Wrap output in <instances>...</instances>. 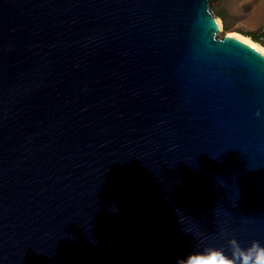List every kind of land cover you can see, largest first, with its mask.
Here are the masks:
<instances>
[{
    "label": "water",
    "instance_id": "1",
    "mask_svg": "<svg viewBox=\"0 0 264 264\" xmlns=\"http://www.w3.org/2000/svg\"><path fill=\"white\" fill-rule=\"evenodd\" d=\"M212 1L0 0V264L264 245V52Z\"/></svg>",
    "mask_w": 264,
    "mask_h": 264
},
{
    "label": "rangeland",
    "instance_id": "2",
    "mask_svg": "<svg viewBox=\"0 0 264 264\" xmlns=\"http://www.w3.org/2000/svg\"><path fill=\"white\" fill-rule=\"evenodd\" d=\"M211 9L219 14L225 32L251 37L264 30V0H213Z\"/></svg>",
    "mask_w": 264,
    "mask_h": 264
},
{
    "label": "clouds",
    "instance_id": "3",
    "mask_svg": "<svg viewBox=\"0 0 264 264\" xmlns=\"http://www.w3.org/2000/svg\"><path fill=\"white\" fill-rule=\"evenodd\" d=\"M230 243L236 248L234 256L219 248L193 250L182 257L183 264H264V245L254 241L248 248L239 249L235 240Z\"/></svg>",
    "mask_w": 264,
    "mask_h": 264
},
{
    "label": "bare ground",
    "instance_id": "4",
    "mask_svg": "<svg viewBox=\"0 0 264 264\" xmlns=\"http://www.w3.org/2000/svg\"><path fill=\"white\" fill-rule=\"evenodd\" d=\"M219 21L221 22V25H222V27H223V22H222V20L219 18ZM232 34H234V35H236V36H238V37H240V38H242L243 40H245V41H247L248 43H250V44H252V45H254L257 49H259L260 51H261V49H264V46L263 45H261L260 43H258V42H256V41H254L251 37H249V36H245V35H241V34H238V33H233V32H231ZM262 52H264V51H262Z\"/></svg>",
    "mask_w": 264,
    "mask_h": 264
},
{
    "label": "trees",
    "instance_id": "5",
    "mask_svg": "<svg viewBox=\"0 0 264 264\" xmlns=\"http://www.w3.org/2000/svg\"><path fill=\"white\" fill-rule=\"evenodd\" d=\"M217 15H219V14H217ZM250 36L254 39V41H256V42H260V44L261 45H263L264 46V30L262 31V32H260V33H250Z\"/></svg>",
    "mask_w": 264,
    "mask_h": 264
},
{
    "label": "snow or ice",
    "instance_id": "6",
    "mask_svg": "<svg viewBox=\"0 0 264 264\" xmlns=\"http://www.w3.org/2000/svg\"><path fill=\"white\" fill-rule=\"evenodd\" d=\"M261 51H264V49H261Z\"/></svg>",
    "mask_w": 264,
    "mask_h": 264
}]
</instances>
